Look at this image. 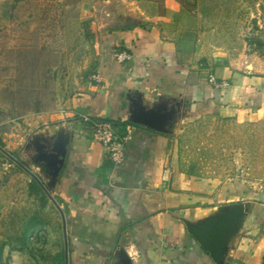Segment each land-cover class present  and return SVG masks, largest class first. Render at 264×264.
<instances>
[{"label":"crops","instance_id":"crops-1","mask_svg":"<svg viewBox=\"0 0 264 264\" xmlns=\"http://www.w3.org/2000/svg\"><path fill=\"white\" fill-rule=\"evenodd\" d=\"M111 1L97 27L100 82L38 120L43 129L34 136L35 142L60 130L69 136L52 192L65 219L64 264L66 248L67 264H216L188 224L235 204L245 205L246 216L226 264H264V196L257 201L235 184L181 169L174 139L192 119L231 118L263 97V69L206 52L177 0ZM129 16L134 26L118 28ZM121 52L132 59L119 62ZM133 101L174 109L172 131L132 123ZM83 117L109 121L127 138L120 165L106 157ZM40 180L49 183L42 175Z\"/></svg>","mask_w":264,"mask_h":264},{"label":"rangeland","instance_id":"rangeland-1","mask_svg":"<svg viewBox=\"0 0 264 264\" xmlns=\"http://www.w3.org/2000/svg\"><path fill=\"white\" fill-rule=\"evenodd\" d=\"M177 1L206 52L264 71V0ZM112 5L0 0V264H64V214L48 196L29 194L31 174L41 176L32 143L43 129L38 120L94 82L97 27ZM174 139L181 169L264 196V95L234 117L192 119Z\"/></svg>","mask_w":264,"mask_h":264},{"label":"water","instance_id":"water-1","mask_svg":"<svg viewBox=\"0 0 264 264\" xmlns=\"http://www.w3.org/2000/svg\"><path fill=\"white\" fill-rule=\"evenodd\" d=\"M131 15H133L132 12ZM135 23L136 20L129 16L127 24L118 26V28L132 27ZM248 69H252V66H248ZM174 113V109H169L163 103L148 108L142 102L133 101L129 119L134 124L168 134L174 127ZM35 144L37 155L34 157V164L40 169V174L49 179V183L45 186L38 176L31 175L63 216V212L53 198L52 192L64 166L69 136L63 130L55 131L51 136L37 137ZM245 216V205L235 204L221 208L218 214L206 220L196 224H188V228L203 247L210 252L216 264H226L229 245L242 228ZM63 220L65 228L64 216ZM66 262L68 263L67 248Z\"/></svg>","mask_w":264,"mask_h":264},{"label":"built area","instance_id":"built-area-1","mask_svg":"<svg viewBox=\"0 0 264 264\" xmlns=\"http://www.w3.org/2000/svg\"><path fill=\"white\" fill-rule=\"evenodd\" d=\"M116 58L119 62H124L131 60L132 56L121 52L116 54ZM93 81L100 82L99 76H95ZM83 122L91 127L95 139L104 147L106 157L115 166L120 165L124 158L127 138L117 134L114 125L109 121L83 117Z\"/></svg>","mask_w":264,"mask_h":264},{"label":"trees","instance_id":"trees-1","mask_svg":"<svg viewBox=\"0 0 264 264\" xmlns=\"http://www.w3.org/2000/svg\"><path fill=\"white\" fill-rule=\"evenodd\" d=\"M96 32V28H95ZM41 108H37L36 112H41ZM0 145L3 146V144L0 141ZM29 194L31 196H35L39 198L41 201L46 202L47 201V195L42 189V187L39 185V183L36 180H32L29 183Z\"/></svg>","mask_w":264,"mask_h":264},{"label":"flooded vegetation","instance_id":"flooded-vegetation-1","mask_svg":"<svg viewBox=\"0 0 264 264\" xmlns=\"http://www.w3.org/2000/svg\"><path fill=\"white\" fill-rule=\"evenodd\" d=\"M112 15H113V16H119L120 13H119L118 10H115V11L112 12ZM35 143H36V142L32 143V145H34V148L36 147V144H35Z\"/></svg>","mask_w":264,"mask_h":264}]
</instances>
